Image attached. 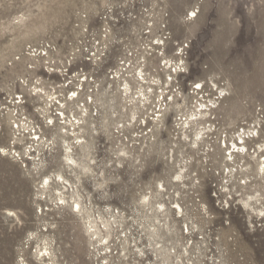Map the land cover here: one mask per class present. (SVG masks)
Returning a JSON list of instances; mask_svg holds the SVG:
<instances>
[{"label":"rangeland","instance_id":"374dc122","mask_svg":"<svg viewBox=\"0 0 264 264\" xmlns=\"http://www.w3.org/2000/svg\"><path fill=\"white\" fill-rule=\"evenodd\" d=\"M262 157L264 0H0V264H264Z\"/></svg>","mask_w":264,"mask_h":264},{"label":"built area","instance_id":"2783aa9c","mask_svg":"<svg viewBox=\"0 0 264 264\" xmlns=\"http://www.w3.org/2000/svg\"><path fill=\"white\" fill-rule=\"evenodd\" d=\"M124 19H122L123 21ZM110 33V30H104V35H103V38H106L107 35ZM154 46H159V47H162L164 46V42L163 40H155L154 41ZM95 45L94 48L91 49V46ZM93 45H86L84 51L87 53L88 55V58L86 59V61L88 62H91L92 60H94L95 62L98 61V60H101V58H98V57H102V56H105V50L106 48H99L101 45L96 41L94 42ZM49 47V46H48ZM50 48H46V47H28L27 48V52L26 54H28V56L30 57H41L42 59L44 58L45 60H47V64H51L52 63V67H50V71H47V73L51 74V73H58L60 76H62L64 73H69V68L73 65L72 62H68L67 65H68V68L67 67H64V70H61V67L59 68H56L54 67V65H56L57 63H55L54 61H51L50 58H51V52L49 50ZM133 54H129L128 58L129 57H132ZM128 59H124V60H121L120 62V67L118 70H113L111 76H110V80L111 81H117L119 79H123L121 78V76H124V73L127 72L128 69H130V66H131V63L132 61H128ZM70 61H74V58H71ZM93 61V62H94ZM46 63V61H45ZM142 63H145V60L142 61ZM181 64V63H180ZM162 66L164 68H169L171 67V64L169 62H166L164 61V63H162ZM175 66V64H174ZM144 65L141 66V68H139L137 71H136V77H137V81H141L142 83L146 84L147 82L145 81L146 80V75L144 74V69H143ZM49 68V67H48ZM47 68V69H48ZM180 66H175L174 68H172V72L173 73H178L180 71ZM75 75V74H74ZM129 75H126V77H128ZM66 77H68V79H62V81L64 82H61L59 83L56 87L57 89H51L50 92H47L45 91L44 89H40V88H37L38 85H40V83H38L37 86H34L33 87V95H43V96H46L47 100H48V103L50 106L54 105V106H59V108L56 110V114L58 115L59 118H61V120H67V121H72L73 122H78V120L80 119H85L86 117H88L89 113H90V110H88V105L89 104H93L95 103L94 102V99H92V97L90 96V94L93 92L92 90H88L87 92L86 91V85L89 84L88 81H93L94 82V87H96L98 85V83H96L94 81V78L92 77H89L85 74H80V72H78L77 74V78L75 80H73V77H72V74L70 76V73L69 74H66ZM123 84H122V89L125 93L126 91V88H130L129 87V81L127 79H123ZM97 84V85H96ZM86 98L85 100H81L82 96L84 94H86ZM23 97L22 96H19L17 99L18 100H21ZM70 105L72 108H71V114H70V117L66 116V112L65 110L67 109V106ZM48 105V106H49ZM78 111L81 112V117L78 118L74 115V112L73 110L75 109V107ZM62 113L65 115V118H62ZM54 114V115H56ZM56 115V116H57ZM50 125H53V122L51 121L49 123ZM35 133V132H34ZM33 133V134H34ZM249 133L248 135L244 136V137H240L239 139L241 140L240 142V145H242V139L245 141V139H248V138H254L257 136V133L258 131L254 130V131H250V132H247ZM244 152V151H243ZM245 152H246V149H245ZM261 161L264 163V157H262Z\"/></svg>","mask_w":264,"mask_h":264},{"label":"bare ground","instance_id":"6f19581e","mask_svg":"<svg viewBox=\"0 0 264 264\" xmlns=\"http://www.w3.org/2000/svg\"><path fill=\"white\" fill-rule=\"evenodd\" d=\"M63 130H64V129H63ZM71 134H72V133H71ZM35 135H36V133H35ZM67 160H68V162L75 163V161L72 159V157H70V155L67 156ZM261 165H263V164H261ZM261 168H262V167H261ZM261 171H262V170H261ZM46 182H48V181H46ZM60 200H63V199H60ZM61 203H62V205L65 204V200H63V202H61ZM73 208H74V210H76V211H78V212L81 211V206H80L79 203H75L74 206H73Z\"/></svg>","mask_w":264,"mask_h":264}]
</instances>
